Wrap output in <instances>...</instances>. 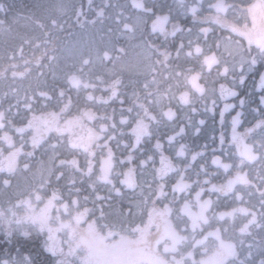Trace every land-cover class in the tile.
Masks as SVG:
<instances>
[{"label": "snow or ice", "instance_id": "6c2138e0", "mask_svg": "<svg viewBox=\"0 0 264 264\" xmlns=\"http://www.w3.org/2000/svg\"><path fill=\"white\" fill-rule=\"evenodd\" d=\"M88 3L91 6L92 0ZM13 7L0 0V14H7ZM110 7L119 10L112 20L128 39L139 37L138 60L117 67L108 50L98 53L88 42L78 44L64 64L67 87H58L52 93L25 92L23 104L31 116L22 118L19 124L11 118V104L7 109L0 108V172L13 173L22 153L31 157L45 145V153L51 150L47 162L42 160L37 169L38 188L18 193L21 198L15 204L0 207V230L9 243L14 233L30 237L36 232L45 239L33 254L19 259L9 255L0 264H48L42 258L44 254L54 258V264H76L77 260L79 264H256L254 247L259 248V264H264V95L251 108L260 118L241 132L238 129L243 110L251 98L237 91L252 73H258L257 86L264 91V71L257 67L264 68V0H211L206 10L203 0H173L172 4L131 0L130 8L121 3L99 7L91 20L86 18L82 5L73 6V14L81 26L95 25L103 21ZM51 9L55 14H49L47 22L35 13L22 18L49 36L54 29L64 27L60 17L66 14L68 5L57 0ZM188 14L194 23H213L229 31L224 52L230 60L219 53L221 41L207 43L211 28L198 29V34L205 37L203 42L199 35L195 40L187 38L192 36L193 28L185 27L181 18ZM4 24L0 20V28ZM154 35L163 40L155 43L151 39ZM36 39L39 42L34 43L22 37L18 52L24 71H17L18 65L9 63L0 70V76L10 71L13 78L24 77L32 71L30 63L40 70L38 76L45 75L44 69L55 75L61 66L58 45L52 39ZM25 44L35 49L43 46V51L39 56L34 53L30 62L24 59ZM118 51L124 53L125 49ZM94 52L101 66L98 73ZM15 58L14 52L9 60ZM104 61L112 62V68H107ZM141 68L151 79L145 78L141 88H134L128 97L121 91L122 74L126 70L139 72ZM213 70L217 79L209 87L205 72L211 74ZM72 90L78 97L83 93V104L76 105L75 111L69 95ZM10 91L17 97L18 106L19 92ZM40 99L46 103L34 107ZM117 101L119 113L116 108L108 112L110 103ZM218 102L222 103L218 111L219 148L211 149L210 164L216 171H209V161L205 159L209 146L204 144L194 150L183 141L190 134L198 136L205 124L204 119L194 120L199 114L197 104L215 113ZM101 106L104 111H100ZM183 109L187 111L181 114ZM229 115L231 137L226 139L224 126ZM161 126L166 130L162 131ZM257 130L259 139L254 138ZM15 134H19L18 140ZM212 139L217 137L213 135ZM29 144L32 151L25 153ZM225 144L235 150L225 149ZM121 149L124 151L117 155ZM217 151L221 154L216 155ZM257 162L261 167L253 175L249 169ZM23 168L30 170V165L24 163ZM149 168L152 181L142 185L139 176ZM61 180L70 186L67 199L59 195L58 188H53L50 195H41L40 190ZM78 180L91 190L94 203L111 201V194L121 196L122 189L140 188L139 199L130 201L128 210L115 217L103 208L96 215L87 207L89 195L81 198ZM3 185L10 187L11 181L5 179ZM98 186L106 187L109 195H100ZM253 190L259 193L255 203L245 200V195L253 196ZM222 197H230L235 206L213 211ZM141 206L146 209L147 219L142 213L136 223L137 214L132 209ZM238 217L243 218L240 234L255 241L257 236L252 230L260 231L259 244L249 243L244 259H240L237 244L225 236L229 229L216 226L226 218L234 222Z\"/></svg>", "mask_w": 264, "mask_h": 264}, {"label": "trees", "instance_id": "16d2710c", "mask_svg": "<svg viewBox=\"0 0 264 264\" xmlns=\"http://www.w3.org/2000/svg\"><path fill=\"white\" fill-rule=\"evenodd\" d=\"M8 4L14 5L11 11H9L7 14H0V20L4 21L5 24L2 28H0V70H3L6 65L9 63H16L18 65L17 71H24V61L20 58L18 49L22 43V37L28 38L33 40L34 43H37V37H39L40 40L44 39H52L56 42L58 45L57 47V54L61 58V66L59 69H57L55 75L47 69H44L45 75L44 76H38V72L40 71L37 69L36 65L34 63H30V67L32 69L30 74H25L24 77H16L13 78L11 76V72H7L6 76H0V108L7 109L9 105L11 104L13 107L11 108V118L13 121L17 124H19L22 120V118L30 117L31 113L27 112V110L24 108L23 104V98L25 95V92H27L29 95H32L33 92H37V90H46L50 93L53 92L54 89H57L58 87H67L63 71H64V64L67 63V57L71 53V51L74 49V47L78 44H82L84 42H88L90 47L94 50H97L98 53H102L104 50H108L111 57L114 61H116L117 67L121 65H128L130 62H134L139 59L138 54L140 53V49L136 47V45L140 42L139 37L134 40H129L127 34H125L118 25H116L113 20L112 16L119 11L118 9L114 7H110L106 9L105 18L102 22H99L95 25L87 24L85 23L84 26H81L76 22V17L73 14V6L76 8H79L81 5L83 6L84 12L87 14V19H95V12L99 7H102L108 3H111L113 5L117 3L126 4L127 7H131V0H92L91 6L88 3V0H64V2L68 5V9L66 14L60 17L61 23L64 24V27L62 29H54L49 36H44L41 32V30L35 28L34 25H32L27 20L23 19V16H27L31 13H35L36 15L40 16L47 22V16L49 14H55L52 12L51 5L55 4L57 0H6ZM161 4H172L173 0H159ZM190 2H196V0H190ZM211 2V0H203V7L206 10L208 3ZM204 14H207L205 11ZM81 19H85L82 17ZM181 23L185 27H192L193 28V34L191 39H197V36L199 35V39L201 42L205 40V37L202 34H198V29L200 27H208L211 28L212 31L208 33L207 35V43L208 44H214L216 41H221L222 46L219 49V53H224V58L229 59L227 57V54L224 52V39L230 35L229 31L223 28H220L219 26L213 24V23H206V24H200V23H194L192 20V17L190 14L187 16H183L181 18ZM4 28H10V31L4 30ZM109 29H112L111 32H109ZM238 38V37H237ZM151 39L155 43H160L163 40V37L159 36H152ZM171 41V38H169ZM123 47L125 49L124 53H120L118 51L119 48ZM49 48L51 46L49 45ZM43 51V46L39 49L33 48L31 45L25 44L24 45V59L29 60L30 62L34 60V53L35 56H39L40 53ZM16 53L15 60L10 61L9 57L12 56L13 53ZM51 54V52H50ZM94 60H97L95 71L98 73L101 71L100 62L97 59V53L94 52ZM46 63V61H43ZM181 63H184L182 60ZM103 64L107 68H112V62L110 61H104ZM258 70L264 71V68H261L260 66H257ZM163 70V69H161ZM87 71V70H86ZM205 77L208 81V86L211 87L213 84V81L217 79L216 77V71L213 70L211 74H208L205 72ZM105 78L107 79V76L105 75ZM147 78L148 80L151 79L150 75H147L143 69L139 72L126 70L122 74L123 79V86L121 88V91L124 92L128 97H131L132 91L134 88L139 90L145 80ZM230 79V77H229ZM134 82V83H133ZM221 83H228L226 80H221ZM258 85V73H252L249 74L246 83L240 87L237 88V91L241 94L247 93L251 98V103L248 107H246L244 111V116L242 119V125L239 127V131L243 132L244 128L251 127L253 123H255L256 119H259L260 117L251 111V108L256 107L257 103L259 101V97L261 95H264V91H261V89L257 86ZM218 87V85H217ZM11 89H16L19 92V98L20 103L17 106V97L12 94L10 91ZM8 93L7 96L4 95V93ZM101 93H97V95H100ZM69 95L73 98V111H75V107L78 104H83V93L78 94L75 90H72L69 92ZM235 102V101H230ZM46 103L43 99H40L38 103L34 105V107L39 108L40 105ZM210 106V101H209ZM119 102L110 103V105L107 107V111L111 112L112 108H116L117 112L119 113L120 109ZM127 107V105H125ZM197 107L199 109V114L194 117V120L198 121L200 119L205 120V124L201 126V132L198 136L196 135H189L183 142L189 144L191 148L194 150H198L199 146H202L204 144H207L208 150L205 156V159L209 161V171H216L215 166H212L210 164L212 151L211 149L213 147L219 148V134L221 130V126L219 124V116L218 111L219 108L222 107V103L218 102L216 112H209L205 111L204 106L202 103H198ZM51 110V109H50ZM58 110V109H56ZM105 108L103 106L100 107V111H104ZM239 110V109H237ZM187 109H183L181 114L183 112H186ZM235 113L233 112L232 115ZM118 118V117H117ZM231 116H227L226 123L224 126V131L226 134V139H230L231 137ZM161 130L165 131L166 129L161 126ZM191 132V130H189ZM215 135L217 137L216 140H213L212 137ZM260 136L259 130H257V133L255 135V139H259ZM15 138L19 139V134H15ZM127 137H125L126 139ZM55 142V141H52ZM251 142V141H249ZM147 148L148 145H145ZM225 149L229 151H234V147H230L228 144H225ZM47 148V145L44 146V148L38 149L35 151V154L31 157L25 155L22 153L18 160V166L16 168V172L14 171L18 178H24L23 185L24 190L22 193H27L29 191H32L33 189L38 188L39 185V177L36 175L37 169L40 167V162L43 160L47 162L48 156L51 155V150L49 149L47 153H45V149ZM28 151H32L30 144L25 146V153ZM124 151L121 149L117 152V155L120 154V152ZM221 153L219 151L216 152V155H220ZM136 155L139 158H143L140 156L139 153H136ZM81 161H83V157H81ZM28 163L30 165V170H26L23 168V164ZM157 166H159L158 158H157ZM261 167L260 163L257 162L254 165L251 166L249 169L252 171L253 175L255 174V170L259 169ZM12 173H8L6 171L0 172V188H2V182L4 178H11ZM194 178V177H193ZM203 178V177H201ZM223 177L221 176V179ZM151 182L152 181V175H151V169H145L144 174L142 176H139V182L144 185V182ZM213 182H217L214 180ZM77 187L82 188L81 192V198L83 195H89V201L87 203V207L94 209L96 211V215H99V209L103 208L104 211L110 216L115 217L119 212L121 211H127L129 207V202L133 200L139 199V192L140 188H137L135 190L132 189H122V195L116 196L115 193H112V200L111 201H95L94 203V195L91 193L90 189H87L86 184H81L78 180ZM146 186V185H145ZM69 185H67L66 180H61L59 184L53 183L50 186H46L44 189L40 190L41 195H50L53 188L59 189V195L63 196L65 199L68 198L69 193ZM98 190L100 195L107 196L109 195L108 189L104 186H98ZM254 192V190H253ZM13 197V196H12ZM16 198H21L20 196H16ZM213 199L215 200L216 197L213 196ZM251 200L252 203H255L259 199V193L253 194L252 197H248L245 195V200ZM10 204L2 203L0 204V207L8 208ZM235 204L233 203L232 199L230 197H222L219 205L214 207L213 211L219 212L224 211L230 208ZM42 207V205H40ZM148 207L150 208L151 205L149 204ZM132 211L136 213V223L140 222L141 214L143 213V219H147L146 215V209L141 206L140 209H137L133 207ZM131 219V217H130ZM243 222L242 217H238L234 222L230 219L226 218V221H220L216 226H223L225 228H228L229 231L225 233L226 237H230L233 242L237 244L238 251L240 252V259L245 258V254L248 251L247 245L249 243H254L256 245L259 244V235L260 231L259 229H253V235L257 236V239L253 241L251 236H248L247 234H240L239 233V227L241 226V223ZM60 238H63V234H58ZM45 239V235L39 234L36 232H33L30 237H23L22 235L18 233H14L12 242L9 243L8 238L5 236L4 231L0 230V260L7 259L9 255L16 257L19 259L22 256L33 254L35 249L38 248L43 240ZM240 241H243V244L240 243ZM254 259L256 261V264H259L260 255H259V248L254 247ZM47 260L48 264H54V258L48 256V254H44L42 257ZM199 258V257H197ZM76 264H79V260L76 261Z\"/></svg>", "mask_w": 264, "mask_h": 264}, {"label": "rangeland", "instance_id": "374dc122", "mask_svg": "<svg viewBox=\"0 0 264 264\" xmlns=\"http://www.w3.org/2000/svg\"><path fill=\"white\" fill-rule=\"evenodd\" d=\"M5 179L11 181V186L5 187L2 182V188H0V204L2 203L15 204L16 201L19 199L16 198V196H19L18 193H22L24 190V185H23L24 178H18V176L15 173H12L11 178H4L3 180ZM230 207H234V205Z\"/></svg>", "mask_w": 264, "mask_h": 264}]
</instances>
